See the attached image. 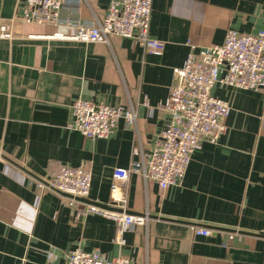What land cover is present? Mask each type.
Here are the masks:
<instances>
[{
    "label": "crops",
    "instance_id": "obj_1",
    "mask_svg": "<svg viewBox=\"0 0 264 264\" xmlns=\"http://www.w3.org/2000/svg\"><path fill=\"white\" fill-rule=\"evenodd\" d=\"M112 1L83 0L61 17L96 23ZM24 4L0 0V25L14 34L0 37V264H66L77 247L132 264H264V88H213L231 106L227 131L202 143L179 186L163 190L131 174L128 212L150 220L126 232L124 244L112 219L85 208L110 202L115 169L147 161L191 45L199 51L223 44L229 30H264V0H153L150 33L165 42L161 55L120 36L108 44L50 38L74 28L27 22ZM78 98L133 107L137 124L122 119L91 140L69 127ZM64 166L92 172L88 197L75 205L37 185Z\"/></svg>",
    "mask_w": 264,
    "mask_h": 264
},
{
    "label": "built area",
    "instance_id": "obj_2",
    "mask_svg": "<svg viewBox=\"0 0 264 264\" xmlns=\"http://www.w3.org/2000/svg\"><path fill=\"white\" fill-rule=\"evenodd\" d=\"M24 19L39 24H65L74 28L71 34L56 32L50 38L77 42L109 43L111 36L134 39L148 53L161 55L165 42L150 33L153 0H113L102 20H64L61 12L72 7L79 12L83 0H24ZM0 37L12 39L14 34L0 25ZM184 65L174 69L175 81L169 96L161 106L170 118L161 138L147 161L133 162L129 169L113 172L110 202L105 205L88 204L86 212L98 213L112 219L116 226V241L125 243V234L135 225L147 226L149 215L128 212V184L133 172L146 180L157 182L161 189L179 186L186 175L192 155L204 141L216 143L227 131L226 119L230 104L212 92L216 85L258 90L264 88V30L242 33L229 30L223 44H215L196 51L191 45ZM69 127L87 138H106L120 120L135 127L137 113L133 107L111 106L78 98L71 108ZM3 155L0 152V158ZM92 172L84 167L64 166L47 181H37L43 192H56L71 204L88 197ZM198 235H209L208 228H194ZM66 264H132L129 258L108 259L100 251H86L77 247L67 254Z\"/></svg>",
    "mask_w": 264,
    "mask_h": 264
}]
</instances>
